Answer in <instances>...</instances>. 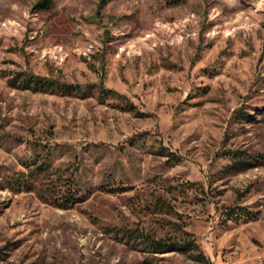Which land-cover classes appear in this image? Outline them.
I'll return each mask as SVG.
<instances>
[{
  "label": "rangeland",
  "instance_id": "374dc122",
  "mask_svg": "<svg viewBox=\"0 0 264 264\" xmlns=\"http://www.w3.org/2000/svg\"><path fill=\"white\" fill-rule=\"evenodd\" d=\"M39 1L0 0V264H264V0ZM47 177L83 201L45 202Z\"/></svg>",
  "mask_w": 264,
  "mask_h": 264
},
{
  "label": "trees",
  "instance_id": "16d2710c",
  "mask_svg": "<svg viewBox=\"0 0 264 264\" xmlns=\"http://www.w3.org/2000/svg\"><path fill=\"white\" fill-rule=\"evenodd\" d=\"M177 1V0H173ZM52 0H40L39 5L41 8H48ZM264 51V50H263ZM263 53V52H262ZM20 77V76H19ZM21 83L24 88H33L41 91H54L56 93L69 94L75 92L86 93L85 89H82L80 86H74L71 84L58 83L49 78L42 77L39 75L24 73L21 79ZM90 87H88L89 89ZM105 91H111L101 88L100 92L105 93ZM85 95V94H84ZM125 109L132 111L134 110L133 104H126ZM244 117V116H243ZM232 159L230 167H237L238 169H246L251 167L252 162L244 156L241 155H230ZM47 158L42 159L40 162H34L31 164L29 172H18L15 176L5 178L3 187H6L13 191L14 193H20L22 191H31L34 189V183L37 181L39 176H33V173H42L48 171L50 164L46 160ZM177 159V158H175ZM30 166V165H29ZM31 176H29V175ZM49 177H47L48 179ZM46 179L45 188L48 193V197H44L45 202H49L60 208H69L77 202L83 201V196L78 194L77 190L72 189L70 181L67 179L60 184L58 180ZM44 183V182H42ZM62 185H65L63 188ZM234 208L227 209L228 218L235 217ZM240 215L245 217H252L251 213L246 208L237 209ZM124 235L127 237V240L136 241L133 245H140V247L146 250L149 253H163L168 251H187V250H198V245L189 237L182 239L181 241H166L164 239H156L150 234H145L139 232L138 230L133 229H124ZM187 236H190V233H186ZM139 241V242H137ZM198 260H204V256L201 253H198L196 256Z\"/></svg>",
  "mask_w": 264,
  "mask_h": 264
}]
</instances>
